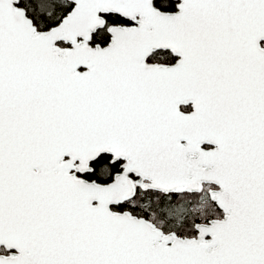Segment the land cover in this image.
<instances>
[{"label":"snow or ice","instance_id":"obj_1","mask_svg":"<svg viewBox=\"0 0 264 264\" xmlns=\"http://www.w3.org/2000/svg\"><path fill=\"white\" fill-rule=\"evenodd\" d=\"M0 264H264V0H0Z\"/></svg>","mask_w":264,"mask_h":264}]
</instances>
